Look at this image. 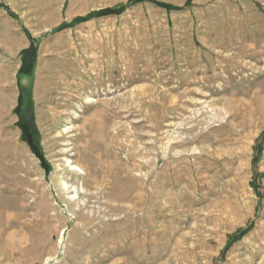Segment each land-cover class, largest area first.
Returning a JSON list of instances; mask_svg holds the SVG:
<instances>
[{"label":"rangeland","instance_id":"obj_1","mask_svg":"<svg viewBox=\"0 0 264 264\" xmlns=\"http://www.w3.org/2000/svg\"><path fill=\"white\" fill-rule=\"evenodd\" d=\"M0 264H264V0H0Z\"/></svg>","mask_w":264,"mask_h":264},{"label":"bare ground","instance_id":"obj_2","mask_svg":"<svg viewBox=\"0 0 264 264\" xmlns=\"http://www.w3.org/2000/svg\"><path fill=\"white\" fill-rule=\"evenodd\" d=\"M5 87H9L8 89L11 90V85H8V84H7V85H5ZM49 88H50V87H49ZM50 91H51V90H50ZM50 96H51V95H50ZM50 96H49V97H50ZM5 97H6V96H5ZM51 97H52V96H51ZM6 98H7V97H6ZM3 101H4V100H3ZM52 111H53V110H52ZM51 113H53V112H51ZM51 115H52V114H51ZM50 117L53 118V120H54V114H53V117H52V116H50ZM59 120L61 121V119H59ZM48 123H49V122H48ZM60 123H61V122H60ZM60 123H59V124H60ZM62 125H64V124H62ZM61 127H62V126H61ZM61 127H60V128H61ZM58 128H59V127H58ZM66 128H67V127H66ZM67 130H68V129H67ZM67 132H69V131H67ZM69 163H70V162H69ZM71 165H73V164L71 163ZM75 168H76V169H80L81 167H79L78 165H74V169H75ZM81 169H82V168H81ZM66 184H67V183H66Z\"/></svg>","mask_w":264,"mask_h":264},{"label":"flooded vegetation","instance_id":"obj_3","mask_svg":"<svg viewBox=\"0 0 264 264\" xmlns=\"http://www.w3.org/2000/svg\"><path fill=\"white\" fill-rule=\"evenodd\" d=\"M23 109H22V113H25V114H27V109H26V107L25 106H23L22 107ZM25 117H23V120H24V126L27 128V129H29V127H30V124H29V122L28 121H26L25 119H24Z\"/></svg>","mask_w":264,"mask_h":264},{"label":"trees","instance_id":"obj_4","mask_svg":"<svg viewBox=\"0 0 264 264\" xmlns=\"http://www.w3.org/2000/svg\"><path fill=\"white\" fill-rule=\"evenodd\" d=\"M34 67H35V61H34V63H33V67H32V74L31 75H33V69H34Z\"/></svg>","mask_w":264,"mask_h":264}]
</instances>
